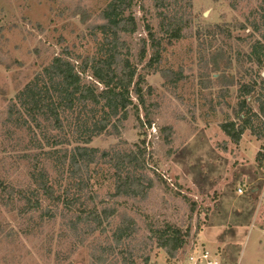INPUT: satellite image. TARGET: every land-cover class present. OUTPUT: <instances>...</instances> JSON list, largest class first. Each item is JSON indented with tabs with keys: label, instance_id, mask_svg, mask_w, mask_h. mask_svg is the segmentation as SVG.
<instances>
[{
	"label": "rangeland",
	"instance_id": "374dc122",
	"mask_svg": "<svg viewBox=\"0 0 264 264\" xmlns=\"http://www.w3.org/2000/svg\"><path fill=\"white\" fill-rule=\"evenodd\" d=\"M111 1L0 0V182L35 195V163L61 202L65 190L77 199L70 211L43 199L42 211L21 216L20 202L5 207L0 198V264H264V169L254 162L264 137L247 130L233 144L220 130L234 119L243 84H256L247 97L254 112L264 104V58L257 66L252 52L264 43V0H134L125 12L135 31L120 34L122 52L142 78L149 115L143 118L131 94L126 118L112 120L87 147L140 153L143 184L152 183L145 199L115 196V170L106 161L69 174L61 162L76 146V113L61 115L58 132L20 106L27 87L49 86L44 70L55 58L76 72L84 57L101 58L97 26ZM155 52L159 63L148 67ZM90 75H82L84 83H92ZM97 116L81 115L89 122ZM259 117L253 126L264 130ZM83 207L102 218V210L115 214L97 225ZM123 218L135 231L116 245ZM167 229L184 236L174 257L158 246ZM205 231L216 240L211 249L200 239Z\"/></svg>",
	"mask_w": 264,
	"mask_h": 264
},
{
	"label": "trees",
	"instance_id": "16d2710c",
	"mask_svg": "<svg viewBox=\"0 0 264 264\" xmlns=\"http://www.w3.org/2000/svg\"><path fill=\"white\" fill-rule=\"evenodd\" d=\"M134 0H112L106 10L102 12V20L104 23L97 26L98 31L102 35L100 51L101 58L84 57L79 67V72L75 71L68 61L61 58H55L49 68L44 70L48 76L49 86L44 91L34 87H27L20 95V106L34 116L32 121L35 123L37 118H42L44 122L51 127L62 132L64 128V119L61 115H71L76 113L74 122L77 133L76 146L68 157L62 160V165L67 168L70 175H74V171L79 169L88 170L89 165L97 161H106L113 165L115 170V196L127 198L145 199L152 183L148 181V185L143 184L141 174L144 170V161L133 152H127L122 155L109 152H99L96 149L88 148L91 140L105 133L111 126V121L125 119L127 109L132 106L131 94L136 96V100L143 107V118H147L149 111L144 108V97L142 94L141 83L142 78L136 73V69L126 57L127 52L123 42L120 39L121 33H133L135 31V23L131 18L124 16L125 12L131 7ZM155 45H153V49ZM255 56V63L261 66L264 58V43L257 42L252 50ZM151 56L148 67L153 63H159L158 56ZM140 55V60L143 59ZM90 72L92 83H84L82 75ZM216 72V70H214ZM222 78V76H221ZM261 86H264V80L260 78ZM233 85V80L228 82ZM256 84H243L240 86L237 95V104L233 111L234 119L228 120L220 125L221 132L233 144H238L245 131L249 130L257 138L261 139L262 127H254V122L259 121V115H264V104L259 103V114L254 112L247 101V97L255 92ZM259 97V96H258ZM263 97V95L261 96ZM260 98H258L259 101ZM85 111L98 113L97 118H93L92 122L88 119H82L81 115ZM136 114L138 112L136 110ZM37 117V118H36ZM94 117V116H93ZM264 131V130H263ZM55 145H61L60 141ZM52 155L59 154L58 150H51ZM49 154V153H48ZM36 158L34 160L37 161ZM258 168L264 169V150L258 152L254 161ZM31 180L34 185L35 195L26 191H14L9 186L0 182V198L3 206L8 207L10 203L20 202L17 209L18 214L28 215L40 212L43 199L52 202H61V197L55 193L54 186L50 183L44 170L33 165V173ZM70 190L62 192L64 199L63 207L70 211L76 200L68 197ZM17 196V199H16ZM19 198V199H18ZM85 214L86 220L96 221L97 225L100 220L112 217L114 210H102L104 218L96 211L95 208L89 210L85 207L80 210ZM48 212H45V215ZM44 216V214L40 213ZM135 231L134 221L123 218L120 225L114 233L115 244L118 245L124 238H128ZM158 246L163 249L169 257H174L176 253L184 246V236L175 229H167L158 233Z\"/></svg>",
	"mask_w": 264,
	"mask_h": 264
},
{
	"label": "crops",
	"instance_id": "0c3cea01",
	"mask_svg": "<svg viewBox=\"0 0 264 264\" xmlns=\"http://www.w3.org/2000/svg\"><path fill=\"white\" fill-rule=\"evenodd\" d=\"M211 228L214 229L213 227H211ZM214 231H215V229H214ZM215 232H217V231H215ZM200 239H201L202 243H204V245L208 246L207 247L208 249L213 248V246L215 245L214 243L216 242V240H212V238H210L207 235V231H205V232L202 233V236H200ZM218 239L219 238H217V240Z\"/></svg>",
	"mask_w": 264,
	"mask_h": 264
},
{
	"label": "built area",
	"instance_id": "2783aa9c",
	"mask_svg": "<svg viewBox=\"0 0 264 264\" xmlns=\"http://www.w3.org/2000/svg\"><path fill=\"white\" fill-rule=\"evenodd\" d=\"M238 194H242V191H241V189H238Z\"/></svg>",
	"mask_w": 264,
	"mask_h": 264
}]
</instances>
